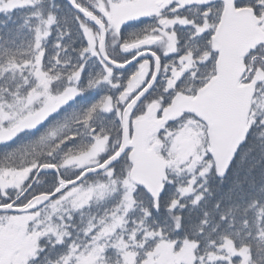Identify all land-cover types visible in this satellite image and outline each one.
Returning a JSON list of instances; mask_svg holds the SVG:
<instances>
[{
    "label": "snow or ice",
    "instance_id": "obj_1",
    "mask_svg": "<svg viewBox=\"0 0 264 264\" xmlns=\"http://www.w3.org/2000/svg\"><path fill=\"white\" fill-rule=\"evenodd\" d=\"M0 16V264H264V0Z\"/></svg>",
    "mask_w": 264,
    "mask_h": 264
},
{
    "label": "trees",
    "instance_id": "obj_2",
    "mask_svg": "<svg viewBox=\"0 0 264 264\" xmlns=\"http://www.w3.org/2000/svg\"><path fill=\"white\" fill-rule=\"evenodd\" d=\"M4 19V17L3 16H0V20H3ZM12 25H11V23H9V27H11Z\"/></svg>",
    "mask_w": 264,
    "mask_h": 264
}]
</instances>
